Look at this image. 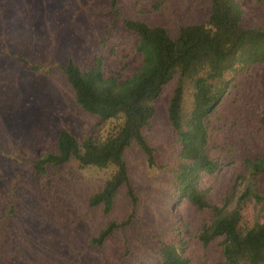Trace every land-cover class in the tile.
<instances>
[{"label": "rangeland", "instance_id": "374dc122", "mask_svg": "<svg viewBox=\"0 0 264 264\" xmlns=\"http://www.w3.org/2000/svg\"><path fill=\"white\" fill-rule=\"evenodd\" d=\"M242 25L264 28V0H239ZM211 0H0V191L17 177L12 202L15 264H157L158 239H171L175 221L187 225L190 264H218L219 238L206 248L193 239L202 214L185 202L172 211L173 184L169 172L148 167L145 156L127 152L130 183L139 200L133 205L126 188L118 190L111 211L89 207L110 169L80 168L76 162L36 175L31 154L46 151L65 127L78 138L105 137L108 125L86 113L75 101L61 65L68 58L83 67L103 56L105 76L119 72L128 78L141 64L137 37L125 19L164 26L176 36L179 26L203 22ZM17 56L40 66L30 71ZM174 83L165 85L155 101L156 113L147 131L158 165L176 158V145L166 124ZM264 64L251 66L230 83L209 119V149L222 161L220 170L203 181L212 203L222 205L231 194L248 159L264 161ZM244 184L238 186L243 189ZM264 192V176L260 181ZM233 205V200H228ZM175 207V206H174ZM250 205L246 224L255 220ZM130 218L105 243L89 246L90 237L110 220Z\"/></svg>", "mask_w": 264, "mask_h": 264}, {"label": "trees", "instance_id": "16d2710c", "mask_svg": "<svg viewBox=\"0 0 264 264\" xmlns=\"http://www.w3.org/2000/svg\"><path fill=\"white\" fill-rule=\"evenodd\" d=\"M260 1V0H257ZM115 8L116 0H111ZM243 9L239 0H211L203 22L182 24L176 36L162 25H149L138 19H125V28L137 37L135 51L141 64L128 78L117 71L105 76L103 56H95L83 67L68 58L61 65L73 90L76 103L88 114L108 125L104 138H78L67 128H60L46 151H34L30 165L36 175L74 161L80 168L110 169L101 188L90 195L89 207H102L108 214L117 192L126 188L133 205L139 197L130 183L127 152L136 149L147 166L169 172L173 184L172 211L185 202L202 214L193 232L194 241L206 248L219 238L222 260L218 264H264V192L260 181L264 161L248 159L247 171L241 172L224 204L211 202L203 181L222 166L220 158L209 149V119L236 77L251 66L264 64V28L242 25ZM30 71L40 66L24 56H17ZM173 82L169 96L166 124L176 145V158L158 165L156 148L147 131L156 113L155 101L165 85ZM260 123L264 126V107ZM17 177L0 191V264H15L13 215L11 201ZM244 184L242 190L238 186ZM228 200H233L229 206ZM250 205L255 220L246 224ZM175 206V207H174ZM130 218L110 220L90 237L89 246L101 247ZM171 239H158L157 264H190L188 241L182 235L187 225L175 221Z\"/></svg>", "mask_w": 264, "mask_h": 264}]
</instances>
